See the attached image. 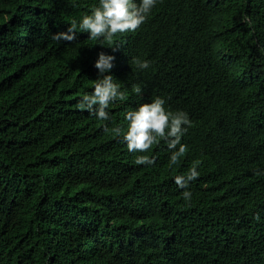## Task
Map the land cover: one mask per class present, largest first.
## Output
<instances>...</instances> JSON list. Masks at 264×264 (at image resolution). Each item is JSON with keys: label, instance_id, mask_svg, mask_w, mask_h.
I'll list each match as a JSON object with an SVG mask.
<instances>
[{"label": "trees", "instance_id": "1", "mask_svg": "<svg viewBox=\"0 0 264 264\" xmlns=\"http://www.w3.org/2000/svg\"><path fill=\"white\" fill-rule=\"evenodd\" d=\"M98 2L0 0V264H264V0H158L116 51L52 39ZM100 52L138 97L108 122L77 107ZM155 97L191 121L171 167L164 140L136 165L103 131Z\"/></svg>", "mask_w": 264, "mask_h": 264}, {"label": "clouds", "instance_id": "2", "mask_svg": "<svg viewBox=\"0 0 264 264\" xmlns=\"http://www.w3.org/2000/svg\"><path fill=\"white\" fill-rule=\"evenodd\" d=\"M158 0H99L98 6L94 7L91 14L84 15L80 22L72 20L66 32H57L52 39L57 42L73 43L77 39V30L88 34V38L99 40L107 44L109 49L116 51L114 47L115 38L128 32H135L146 22L148 15L156 6ZM115 57L104 52L98 54V60L94 67L99 76L95 80L94 90L90 94H84L77 107L81 111H87L97 120L108 122L111 117L107 109L110 104L126 99L127 107L130 103L138 101L131 99L130 90L123 92L118 81L110 73L114 67ZM132 63L141 71L150 67V61L133 58ZM141 89L136 88L140 94ZM166 101L161 97H155L150 103H142L138 108L129 110L124 114L127 122L126 130L119 126L109 127L104 123L103 131L108 135L122 136V143L126 144L129 153H140L135 157L136 165L151 166L155 163L144 153H148L154 144L160 140L167 143L171 152L169 167L176 165L187 152V146L181 143V137L191 127L188 114L183 111L172 112L165 108ZM200 161H194L192 166L184 174L174 177L175 184L181 189H187L191 182L195 181L200 173L197 171ZM264 174V173H257ZM192 193L184 191L185 201H190Z\"/></svg>", "mask_w": 264, "mask_h": 264}, {"label": "bare ground", "instance_id": "3", "mask_svg": "<svg viewBox=\"0 0 264 264\" xmlns=\"http://www.w3.org/2000/svg\"><path fill=\"white\" fill-rule=\"evenodd\" d=\"M28 12V11H27ZM122 44V43H121ZM124 44V43H123ZM122 47V46H121Z\"/></svg>", "mask_w": 264, "mask_h": 264}]
</instances>
